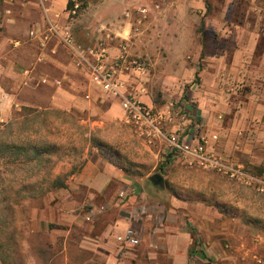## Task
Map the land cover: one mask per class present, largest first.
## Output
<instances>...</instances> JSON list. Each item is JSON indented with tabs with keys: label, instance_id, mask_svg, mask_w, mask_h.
I'll list each match as a JSON object with an SVG mask.
<instances>
[{
	"label": "crops",
	"instance_id": "1",
	"mask_svg": "<svg viewBox=\"0 0 264 264\" xmlns=\"http://www.w3.org/2000/svg\"><path fill=\"white\" fill-rule=\"evenodd\" d=\"M68 2L0 0L1 122L7 121L13 105L77 107L75 70L86 77L87 104L109 99L106 115L123 117L120 99L90 84L87 67L74 53L82 49L75 42L82 26L100 31L97 48L105 49L109 61L121 57L118 77L128 93L153 106L160 98L181 102L209 136L210 150L264 174V21L252 16L242 22H197L188 0H89L87 8L101 19L83 25L68 20ZM230 10L233 17V5ZM133 14L138 17L127 16ZM49 26L57 33L48 34ZM67 29L70 44L63 39ZM134 60L145 61L142 73L128 63ZM194 74L199 81L188 90L167 81L159 89L162 95L150 92L154 77L166 84V79L179 77L190 82ZM41 77L59 82L42 84ZM34 83L44 91H36ZM165 162L166 173L155 174L162 184L167 180L164 189L148 183L149 174L131 176L118 160L106 156L88 160L71 174L66 186L57 188L63 196L49 198L50 191L43 195L29 230L39 237L38 250H53L54 256L43 264H264V233L239 230L231 224L237 221L232 216L227 225L214 204L182 188L183 178L175 183L173 173L181 175L180 169L188 166ZM169 187L186 193L173 194ZM121 191L126 198L119 197ZM142 205L148 212L139 218ZM129 226L141 243L121 249L116 235ZM75 253L80 257L73 258Z\"/></svg>",
	"mask_w": 264,
	"mask_h": 264
},
{
	"label": "rangeland",
	"instance_id": "2",
	"mask_svg": "<svg viewBox=\"0 0 264 264\" xmlns=\"http://www.w3.org/2000/svg\"><path fill=\"white\" fill-rule=\"evenodd\" d=\"M74 1L78 8L75 14H70L72 18L69 17V21L83 25L86 23L97 24L100 21L101 18L95 17L94 13H91L87 8L89 0ZM188 1L194 5L192 10L196 13L193 14L197 17V22L211 23L219 20L242 22L246 18L252 19V16L264 21V18H261V15H264V0ZM231 5L234 6L233 17L231 16ZM123 16L125 17L126 14ZM127 16L138 17L134 14ZM178 21L179 18L177 19L175 15V22ZM174 26L178 27V25ZM172 29L175 33V28ZM201 30L202 28L199 27L198 31ZM201 32L203 33V31ZM75 33L77 35L75 42L84 50L90 47L97 49L98 45H101L99 44L101 41L98 36L99 30L85 31V28L80 26ZM106 37L108 38V36ZM110 42L114 43L112 39ZM75 71V75H78L77 82L80 85L73 89L79 103L77 107L66 110L50 104L38 108L13 105L7 121H0V264H43L49 257L54 256L53 250L46 249V247L38 250L39 237L29 232L31 216L35 209L38 212L43 199V195L35 196L38 190L37 186L52 161L57 164L51 167L49 173H66L71 169L70 165L73 164L75 165L74 174L88 160L94 161L97 157L106 156L129 167L131 171L128 173L131 176L149 174L148 176L151 177L155 174L164 175L166 173L168 165L164 159H161V156L164 155V142L148 143L139 135L133 125L125 122L124 116L121 119L109 118L106 115L109 99L103 100V102L96 100L94 105L87 104L86 77L78 70ZM185 79V77L166 79V84H164L165 79L154 77V85L150 92L152 96H155L157 92L162 95L159 89L162 85L167 87L169 85L167 81H174V84L180 85L179 89L183 87L184 90H188L192 84H197L199 81L197 74L190 76V82H188L189 79ZM2 85L6 87V82L3 81ZM34 85L36 91L40 90L41 93L44 91L40 85L36 83ZM17 97H23V95L19 93ZM166 101L167 99L161 100L160 98L157 107L163 106ZM178 103L181 102L178 101ZM24 107L28 108L23 110ZM33 110L36 112H32ZM51 141H55L58 147L56 156L53 155L52 160L50 159L48 163L40 162L37 159L33 160L32 153L36 149L35 147ZM16 147H24L25 153ZM226 159L230 161L228 158ZM242 167L251 174L260 175L257 171L251 172L245 166ZM180 172H182L181 175L173 173L175 183H178V179L183 178L182 188H188L187 192L191 196L214 204V207L224 216L227 225H230V220L233 219L230 216H232L236 217L237 221L231 222V224L236 225L239 230H254L264 233V192L259 191L255 183L249 185L211 169L193 166L192 168L184 166ZM49 177L52 178V176ZM149 182L150 184L155 183L151 179H148ZM159 183L164 189L167 180L163 184L161 181ZM176 188L169 187V191L182 196L186 193L185 190ZM121 192L125 193L123 198H126V192ZM30 193L34 196H29ZM55 195L63 196L57 188L48 193L49 198L55 197ZM143 207L144 212L141 210ZM214 207L212 206V208ZM147 212V206L142 205L137 210V217L141 218ZM40 239L43 240V243L47 240L44 237ZM72 255L75 258L77 254ZM76 257H80V255ZM51 263L58 264L59 262L53 260Z\"/></svg>",
	"mask_w": 264,
	"mask_h": 264
},
{
	"label": "built area",
	"instance_id": "3",
	"mask_svg": "<svg viewBox=\"0 0 264 264\" xmlns=\"http://www.w3.org/2000/svg\"><path fill=\"white\" fill-rule=\"evenodd\" d=\"M72 1L73 5L70 11L71 14H75L78 5L74 0ZM56 31L54 26H49L47 29L48 34L52 35L56 34ZM63 39L65 43L70 44L72 38L68 29ZM74 53L78 57L79 63L87 67L89 83L108 96L120 99L126 123L133 125L139 135L148 143L164 142L165 161L181 162L189 167L211 169L249 185L255 183L257 189L264 192V174H251L242 166L231 164L226 158L210 150L209 136L200 130L197 119L182 103L169 101L163 106L157 107L148 105L128 93L124 83L118 77V72L122 69V62L119 61L121 57L109 61L106 51L102 47L100 49L93 47L85 50L77 49ZM128 63L132 64L135 71L139 73H142L146 66L143 60H134ZM51 81L59 82L56 79H51ZM51 81L48 77L40 78L42 84H48ZM88 97L89 95L86 94V98ZM213 138L215 136L211 135V139ZM124 196V192L119 194L120 198ZM141 210L144 212V207ZM89 212L91 213L92 210ZM116 241L121 249L138 247L141 243L139 234L133 226L126 227L118 233ZM257 262L261 263V259H257Z\"/></svg>",
	"mask_w": 264,
	"mask_h": 264
},
{
	"label": "trees",
	"instance_id": "4",
	"mask_svg": "<svg viewBox=\"0 0 264 264\" xmlns=\"http://www.w3.org/2000/svg\"><path fill=\"white\" fill-rule=\"evenodd\" d=\"M72 5H73V3L69 0V2H68L69 8ZM27 108L28 107H24L23 110H25ZM34 111L35 110H33L32 112H34ZM16 148L17 149L19 148V150L22 151L23 153H25V151H26L24 149V147H16ZM35 148L36 149H34V151L32 153L33 160L37 159L40 162L42 161L43 163L44 162L48 163V162H50L49 160L53 157V155L56 156V152H57L58 147L56 146L55 141H51V142H44ZM56 164H57V162H53V161L50 163V167H49L48 171L45 173L44 177H42V179H41L42 181L37 186L38 190H37V193L35 196H37V195L42 196L54 188H61V187L66 186L65 181L71 174H73L75 165L71 164L70 165L71 169L66 173H62V172L49 173V170L51 169V167L56 165ZM125 170L127 172L131 171L129 167H126ZM49 176H52V178L50 179ZM29 196H34V195H32V193H30Z\"/></svg>",
	"mask_w": 264,
	"mask_h": 264
},
{
	"label": "water",
	"instance_id": "5",
	"mask_svg": "<svg viewBox=\"0 0 264 264\" xmlns=\"http://www.w3.org/2000/svg\"><path fill=\"white\" fill-rule=\"evenodd\" d=\"M150 179L155 183H159L162 180V177L160 175H152Z\"/></svg>",
	"mask_w": 264,
	"mask_h": 264
}]
</instances>
